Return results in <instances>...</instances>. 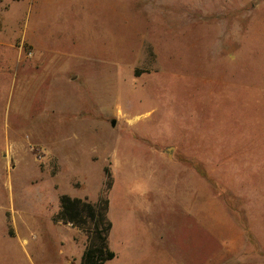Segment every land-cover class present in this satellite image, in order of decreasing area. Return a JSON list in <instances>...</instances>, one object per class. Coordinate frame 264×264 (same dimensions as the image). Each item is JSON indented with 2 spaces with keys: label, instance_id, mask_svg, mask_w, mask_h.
I'll list each match as a JSON object with an SVG mask.
<instances>
[{
  "label": "rangeland",
  "instance_id": "374dc122",
  "mask_svg": "<svg viewBox=\"0 0 264 264\" xmlns=\"http://www.w3.org/2000/svg\"><path fill=\"white\" fill-rule=\"evenodd\" d=\"M106 169L104 264H264V0H0V214L34 263L80 264L60 197Z\"/></svg>",
  "mask_w": 264,
  "mask_h": 264
},
{
  "label": "trees",
  "instance_id": "16d2710c",
  "mask_svg": "<svg viewBox=\"0 0 264 264\" xmlns=\"http://www.w3.org/2000/svg\"><path fill=\"white\" fill-rule=\"evenodd\" d=\"M113 188V179L106 169L105 189L96 203L68 195L60 197V208L56 220L70 224L87 235V245L80 264H104L115 258L109 246V236L113 223L109 217V192Z\"/></svg>",
  "mask_w": 264,
  "mask_h": 264
},
{
  "label": "crops",
  "instance_id": "0c3cea01",
  "mask_svg": "<svg viewBox=\"0 0 264 264\" xmlns=\"http://www.w3.org/2000/svg\"><path fill=\"white\" fill-rule=\"evenodd\" d=\"M1 225L4 230H0V264H42L40 253H36V263L30 252V239L24 229L17 226L16 216L9 218L7 214H0ZM11 222H13L11 226ZM13 228L10 229V228ZM34 249V245H32ZM41 255V256H40Z\"/></svg>",
  "mask_w": 264,
  "mask_h": 264
},
{
  "label": "water",
  "instance_id": "95a60500",
  "mask_svg": "<svg viewBox=\"0 0 264 264\" xmlns=\"http://www.w3.org/2000/svg\"><path fill=\"white\" fill-rule=\"evenodd\" d=\"M111 125H112L113 127L115 126V121H114V120L112 121Z\"/></svg>",
  "mask_w": 264,
  "mask_h": 264
}]
</instances>
